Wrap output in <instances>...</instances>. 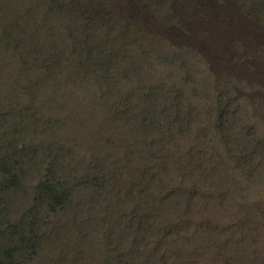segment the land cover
I'll return each mask as SVG.
<instances>
[{"label": "rangeland", "instance_id": "374dc122", "mask_svg": "<svg viewBox=\"0 0 264 264\" xmlns=\"http://www.w3.org/2000/svg\"><path fill=\"white\" fill-rule=\"evenodd\" d=\"M147 213L264 264V0H0V264H99Z\"/></svg>", "mask_w": 264, "mask_h": 264}, {"label": "trees", "instance_id": "16d2710c", "mask_svg": "<svg viewBox=\"0 0 264 264\" xmlns=\"http://www.w3.org/2000/svg\"><path fill=\"white\" fill-rule=\"evenodd\" d=\"M96 65L95 63L89 64L85 70L92 69V67ZM87 77L88 76H84L83 79V83H85L86 87H88L90 83L93 84L96 81L93 78ZM110 78L111 77L102 76L97 81L107 88V91H102L100 96L103 97L105 101L109 98L120 97V92L123 91H119V89L122 88V86L120 87V83ZM86 93L89 94L88 91ZM159 175L160 170L158 169L155 177ZM160 179L161 177L157 178V180ZM46 187L51 188L47 185ZM49 191L54 190L50 189ZM194 194V191L179 190L178 193L173 192L171 196H164V200L168 199V201L171 202L173 198H175L177 202L182 203L183 201V203H185L183 209L189 210L194 205ZM222 195L221 193L217 197L221 198ZM242 195L243 194L240 192H235L236 198H240ZM61 196L64 197L65 193L62 192ZM207 198L214 199L215 197L209 194ZM259 215L263 218L261 213ZM234 225L245 226L248 228L247 231L252 232L255 229V219L248 214L247 217H243L242 220L239 219L235 221ZM125 228L127 229V234L124 235L123 239L117 238V242L110 240V244H114L113 250L116 252L118 251L117 254H115V252L114 254L106 256V259H103L99 264H251L254 262V259L252 260V258L248 256L246 257L247 259L242 260L240 254L235 255L232 251L228 253L227 250L230 243L228 241L221 242L220 239L213 237L212 232H214L215 227L206 226V224H204L203 229L205 233L204 236L199 239L198 243H194L191 251L185 255H181L182 250L175 244L176 241L180 242L181 240L177 231H168L160 235L162 229L158 227L156 215H152V213L143 214L137 220L133 217L128 218ZM121 244H126L127 247L119 250V245ZM62 264L64 263L62 262Z\"/></svg>", "mask_w": 264, "mask_h": 264}]
</instances>
